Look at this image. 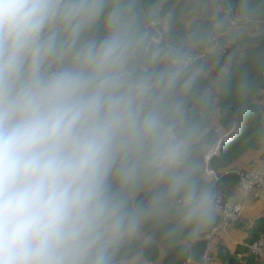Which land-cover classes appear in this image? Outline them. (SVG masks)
I'll list each match as a JSON object with an SVG mask.
<instances>
[{"label": "clouds", "instance_id": "1", "mask_svg": "<svg viewBox=\"0 0 264 264\" xmlns=\"http://www.w3.org/2000/svg\"><path fill=\"white\" fill-rule=\"evenodd\" d=\"M264 0H0V264H151L219 214L203 157L246 97L228 43ZM222 126V125H221Z\"/></svg>", "mask_w": 264, "mask_h": 264}, {"label": "trees", "instance_id": "2", "mask_svg": "<svg viewBox=\"0 0 264 264\" xmlns=\"http://www.w3.org/2000/svg\"><path fill=\"white\" fill-rule=\"evenodd\" d=\"M160 0L163 10L173 9L177 14V26L183 27L180 19L190 7V0L184 5V0ZM157 0H144L146 6L156 3ZM214 4L220 6L223 14L234 12L238 0H226ZM175 5V6H174ZM215 7V8H216ZM264 24V17L261 22ZM246 36L241 41L227 44L225 54L236 52L239 61L237 78L241 74H246L250 82V91L246 97H239L235 92L224 97L221 101L220 113L213 121L208 138V148L216 141L215 128L217 125L229 129L235 122L241 126V132L237 138L224 145L220 155L211 160V167L221 176L220 181L214 184L216 189L222 190L228 200L235 199L238 194H242L240 189V180L232 172L236 169H245L243 165L249 154H258L264 160V108L256 101L260 96H264V32H255L251 36ZM264 162V161H262ZM239 167V168H236ZM230 172L225 175L224 173ZM261 191H264L261 190ZM218 214L214 223L206 232L194 243L187 246L168 244L161 242L154 245L149 253L148 259L153 264H185L188 257H192L195 263L199 264L203 255L209 246L208 262L210 264H264V257L255 258L250 252V245L264 235V213L252 226L245 224L240 230L243 232V240L236 244L233 250L223 251V248L217 249L211 239L206 237L210 234L212 228L220 220ZM245 221L241 218L236 224Z\"/></svg>", "mask_w": 264, "mask_h": 264}, {"label": "built area", "instance_id": "3", "mask_svg": "<svg viewBox=\"0 0 264 264\" xmlns=\"http://www.w3.org/2000/svg\"><path fill=\"white\" fill-rule=\"evenodd\" d=\"M241 132V126L237 123H233L231 127L225 130L221 125H217L215 129L216 141L215 143L208 148V151L203 157L204 170L205 174L212 180L214 184L220 181L221 176L218 175L214 169L211 167V160L220 155V152L224 145L233 141L239 136ZM226 135V139L221 144L223 137ZM238 171H230L234 173L240 180V189L244 198L251 194L254 190H263L264 189V164L261 169H251L247 171H241V169H236ZM230 172L224 173L225 175ZM218 193L219 200V214L221 215L220 220L212 228L210 234L206 237L208 241L214 238V236L220 232H227L230 225L238 222L243 211V202H230L226 197L225 193L222 190L216 189ZM250 252L255 258L264 257V235H262L258 240L253 242L250 247ZM208 251L209 246L205 251V254L202 257L200 264H207L208 262ZM212 264V262H209ZM151 264H153L151 262ZM185 264H194L193 258L190 256L187 258Z\"/></svg>", "mask_w": 264, "mask_h": 264}, {"label": "rangeland", "instance_id": "4", "mask_svg": "<svg viewBox=\"0 0 264 264\" xmlns=\"http://www.w3.org/2000/svg\"><path fill=\"white\" fill-rule=\"evenodd\" d=\"M216 3L221 4L220 2H224L226 0H214ZM179 2V0H177L175 2V5H177ZM187 2H189V0H184V5L187 4ZM204 3L208 4V6L210 8H215L216 4H214L213 0H204ZM174 5V6H175ZM220 6H217L216 8H219ZM184 15L181 17L180 21L183 24L184 23ZM264 32V24L263 23H259L258 26L256 28H254L253 30L247 32L244 35L247 36H251L253 35L255 32ZM240 36L238 38L235 39L234 43H237L239 41H241L242 39H244L246 36ZM264 95V93H263ZM262 108H264V96H260L259 100L256 101ZM211 147V146H210ZM209 147V148H210ZM264 161V160H263ZM264 162L256 159L253 164L248 165L246 169H241V171H247V170H251V169H261L263 166ZM232 171H238V170H232ZM264 193V191L262 192ZM252 194H249L248 196H246L244 198V194H238V196L235 199H231V202H243V213L240 215L241 218H243L242 216H245L248 214L247 218L249 221H256L262 214V212L264 211V196H261L262 199H260L259 201H254L255 199L252 198ZM248 221V222H249ZM246 222L245 221H241L239 224H231L228 231L227 232H220L218 234H216L214 236V238L212 239L213 243L215 244L216 248H223V251H226L227 249L230 250V248H234L235 244L241 241V235L236 233V232H240L239 230L245 226ZM247 225V224H246ZM234 230V231H233ZM224 239V242H221L220 240ZM158 245V244H157ZM159 246V245H158ZM156 264V263H155ZM202 264V263H201ZM218 264H221L220 262H218Z\"/></svg>", "mask_w": 264, "mask_h": 264}, {"label": "crops", "instance_id": "5", "mask_svg": "<svg viewBox=\"0 0 264 264\" xmlns=\"http://www.w3.org/2000/svg\"><path fill=\"white\" fill-rule=\"evenodd\" d=\"M223 127V126H222ZM217 128V127H216ZM215 128V129H216ZM225 130H227V128H225V127H223ZM256 159H258V160H260V161H263L260 157H259V155L258 154H249L247 157H246V159H245V163H244V165H243V168L245 167V169L246 168H248L247 166L248 165H251V164H253V162L256 160ZM236 168H239V167H236ZM263 191H260V190H254L253 191V194H252V198H254L255 200L254 201H259L260 199H262L261 198V196H264V193H262ZM241 213H243V211L241 212ZM263 213H264V211L262 212V214H261V216L263 215ZM247 216H248V214L246 215V217L245 216H242V217H244V220H245V222H246V224L248 225V226H252L253 224H254V222H252V221H249L248 220V218H247ZM260 216V217H261ZM249 221V222H248ZM234 231V230H233ZM240 232H236V233H238V234H240L241 235V241L243 240V232H242V230H239ZM221 242H224L225 243V241H224V239H221L220 240ZM240 241V242H241ZM239 242V243H240ZM236 244H238V242L236 243ZM235 244V245H236ZM234 248L232 247V248H230V250H233ZM194 264H197V263H195V261H194ZM200 264V263H199Z\"/></svg>", "mask_w": 264, "mask_h": 264}, {"label": "bare ground", "instance_id": "6", "mask_svg": "<svg viewBox=\"0 0 264 264\" xmlns=\"http://www.w3.org/2000/svg\"><path fill=\"white\" fill-rule=\"evenodd\" d=\"M227 137H226V135L223 137V139H222V142H221V144L224 142V140L226 139Z\"/></svg>", "mask_w": 264, "mask_h": 264}]
</instances>
